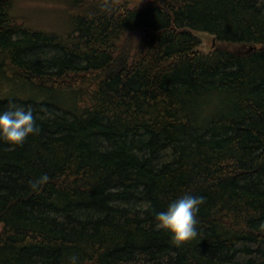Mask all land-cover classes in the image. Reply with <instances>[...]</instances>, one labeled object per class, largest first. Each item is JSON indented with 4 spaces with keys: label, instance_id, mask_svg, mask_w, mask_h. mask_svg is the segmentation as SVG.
Segmentation results:
<instances>
[{
    "label": "trees",
    "instance_id": "16d2710c",
    "mask_svg": "<svg viewBox=\"0 0 264 264\" xmlns=\"http://www.w3.org/2000/svg\"><path fill=\"white\" fill-rule=\"evenodd\" d=\"M29 1L0 0V111L40 129L0 140V264H264V0Z\"/></svg>",
    "mask_w": 264,
    "mask_h": 264
},
{
    "label": "clouds",
    "instance_id": "9594fccd",
    "mask_svg": "<svg viewBox=\"0 0 264 264\" xmlns=\"http://www.w3.org/2000/svg\"><path fill=\"white\" fill-rule=\"evenodd\" d=\"M40 131L31 108L10 103L0 111V140L12 147L21 146L30 135ZM46 180L47 177H43ZM203 197L184 195L169 203L166 210L156 213V227L168 232L177 246L193 241L197 236V213ZM76 264V258H72Z\"/></svg>",
    "mask_w": 264,
    "mask_h": 264
},
{
    "label": "rangeland",
    "instance_id": "374dc122",
    "mask_svg": "<svg viewBox=\"0 0 264 264\" xmlns=\"http://www.w3.org/2000/svg\"><path fill=\"white\" fill-rule=\"evenodd\" d=\"M24 7L25 11L27 10V14L41 11V13L35 14L37 21L43 25H53V13L47 12L58 10L60 6L59 0H34L26 3ZM195 36L200 40L203 51H208L212 48V37L205 34H196Z\"/></svg>",
    "mask_w": 264,
    "mask_h": 264
}]
</instances>
